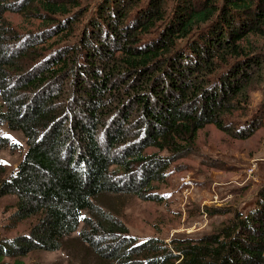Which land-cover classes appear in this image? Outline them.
<instances>
[{
  "label": "trees",
  "instance_id": "16d2710c",
  "mask_svg": "<svg viewBox=\"0 0 264 264\" xmlns=\"http://www.w3.org/2000/svg\"><path fill=\"white\" fill-rule=\"evenodd\" d=\"M88 11L0 0V152L16 150L4 126L26 141L0 198L16 197L15 223L33 219L27 234L0 236V264L58 251L81 224L116 264H264V188L246 211L208 208L233 216L207 234L169 242L138 241L96 204L106 193L161 201L156 185L198 154L201 130L247 138L260 126L263 114L247 112L264 77V0H98Z\"/></svg>",
  "mask_w": 264,
  "mask_h": 264
},
{
  "label": "rangeland",
  "instance_id": "374dc122",
  "mask_svg": "<svg viewBox=\"0 0 264 264\" xmlns=\"http://www.w3.org/2000/svg\"><path fill=\"white\" fill-rule=\"evenodd\" d=\"M98 0H83L92 12ZM88 13L84 18L88 17ZM14 24L21 23L17 14H8ZM255 42L262 45V40ZM264 76V74H263ZM248 114H263L262 123L247 138L217 129L213 125L199 132L198 154L181 159L172 168L165 181L156 185L161 201L141 199L134 194H103L96 200L104 211L121 220L128 234L138 241L160 238L169 242L173 238H199L211 231L214 224L231 218L232 213L210 216L208 208H227L246 211L264 188V77L252 86ZM2 133L16 150L6 148L0 152V161L6 172L15 170L26 150L22 133L7 126ZM156 184V183H155ZM16 197L0 198V236L14 238L27 234L31 220H11ZM80 229L66 238L60 250L34 251L23 258L25 264H116V259L101 257L79 236ZM10 261V260H7Z\"/></svg>",
  "mask_w": 264,
  "mask_h": 264
}]
</instances>
